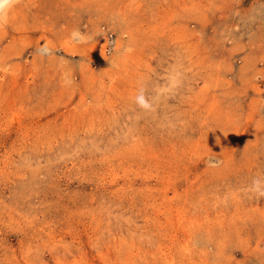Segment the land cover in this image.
Here are the masks:
<instances>
[{
  "label": "rangeland",
  "instance_id": "1",
  "mask_svg": "<svg viewBox=\"0 0 264 264\" xmlns=\"http://www.w3.org/2000/svg\"><path fill=\"white\" fill-rule=\"evenodd\" d=\"M0 264H264V0L1 7Z\"/></svg>",
  "mask_w": 264,
  "mask_h": 264
},
{
  "label": "bare ground",
  "instance_id": "2",
  "mask_svg": "<svg viewBox=\"0 0 264 264\" xmlns=\"http://www.w3.org/2000/svg\"><path fill=\"white\" fill-rule=\"evenodd\" d=\"M10 0H0V8L4 7Z\"/></svg>",
  "mask_w": 264,
  "mask_h": 264
}]
</instances>
